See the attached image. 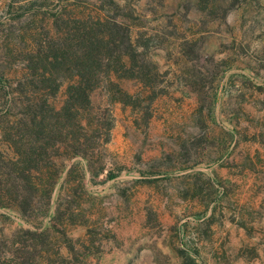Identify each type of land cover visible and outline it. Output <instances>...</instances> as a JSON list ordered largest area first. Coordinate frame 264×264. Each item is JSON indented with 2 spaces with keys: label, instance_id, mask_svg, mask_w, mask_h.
Wrapping results in <instances>:
<instances>
[{
  "label": "rangeland",
  "instance_id": "obj_1",
  "mask_svg": "<svg viewBox=\"0 0 264 264\" xmlns=\"http://www.w3.org/2000/svg\"><path fill=\"white\" fill-rule=\"evenodd\" d=\"M69 14L122 21L150 80L95 89L112 120L98 174L75 156L47 214L0 207L9 247L49 227L32 264H264V0H0V108L18 49Z\"/></svg>",
  "mask_w": 264,
  "mask_h": 264
},
{
  "label": "trees",
  "instance_id": "obj_2",
  "mask_svg": "<svg viewBox=\"0 0 264 264\" xmlns=\"http://www.w3.org/2000/svg\"><path fill=\"white\" fill-rule=\"evenodd\" d=\"M55 22L54 36L40 33L32 48L18 49L23 75L14 88L6 86L7 100L0 108L2 141L9 149L0 155V207L24 218L48 213L54 186L71 158L81 156L98 174L94 155L109 141L112 120L108 107H95V89L114 84V75L150 80L127 28L116 17L69 14L63 23ZM64 83V99L57 106L55 96ZM59 215L58 207L51 220ZM48 228L21 230L20 245L12 248L0 229V264H32L30 249L43 248Z\"/></svg>",
  "mask_w": 264,
  "mask_h": 264
}]
</instances>
